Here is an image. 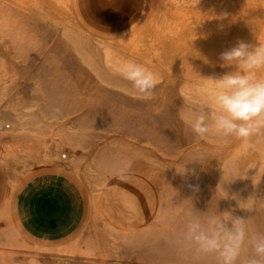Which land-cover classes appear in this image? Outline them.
Wrapping results in <instances>:
<instances>
[{"label": "rangeland", "instance_id": "rangeland-1", "mask_svg": "<svg viewBox=\"0 0 264 264\" xmlns=\"http://www.w3.org/2000/svg\"><path fill=\"white\" fill-rule=\"evenodd\" d=\"M239 41L264 42V0H0V264H212L180 233L215 210L264 232V140H200L186 122L211 94L205 78L234 70L219 54ZM126 62L156 73L151 96ZM197 149L210 159L181 177ZM237 163L256 169L228 181ZM47 169L75 193L76 226L58 240L30 236L14 204Z\"/></svg>", "mask_w": 264, "mask_h": 264}, {"label": "clouds", "instance_id": "clouds-1", "mask_svg": "<svg viewBox=\"0 0 264 264\" xmlns=\"http://www.w3.org/2000/svg\"><path fill=\"white\" fill-rule=\"evenodd\" d=\"M219 59L221 67L232 66L234 70L217 77H203L211 85V94L206 104L188 117V128L200 140L210 135L242 141L264 140V42L253 45L239 41L221 52ZM120 72L137 93L145 96H151L159 82L156 73L135 62L124 63ZM209 159L208 153L197 149L179 170L174 168L181 177L196 179V167L186 165L203 166ZM234 167L238 174L228 181L243 179L249 169H256V165L250 163L239 174L240 165L237 163ZM189 187L195 190L197 186L190 184ZM223 198L236 200V206L247 211L257 200L253 196L229 197L225 191L219 199ZM180 238L198 258H211L212 264H264V232H253L247 218L234 215L232 211L217 213L215 210L186 217Z\"/></svg>", "mask_w": 264, "mask_h": 264}, {"label": "crops", "instance_id": "crops-1", "mask_svg": "<svg viewBox=\"0 0 264 264\" xmlns=\"http://www.w3.org/2000/svg\"><path fill=\"white\" fill-rule=\"evenodd\" d=\"M74 191L58 169L38 170L15 197V208L26 232L34 238L58 240L76 226Z\"/></svg>", "mask_w": 264, "mask_h": 264}]
</instances>
